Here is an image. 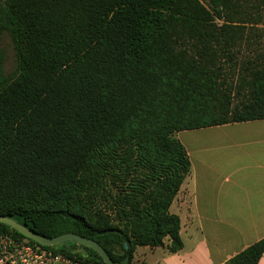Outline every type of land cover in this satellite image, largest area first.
<instances>
[{
    "label": "trees",
    "instance_id": "obj_1",
    "mask_svg": "<svg viewBox=\"0 0 264 264\" xmlns=\"http://www.w3.org/2000/svg\"><path fill=\"white\" fill-rule=\"evenodd\" d=\"M255 119L264 0H0V215L40 237L93 239L115 264L165 238L180 249L176 133ZM44 247L105 264L74 241ZM263 252L264 237L227 264Z\"/></svg>",
    "mask_w": 264,
    "mask_h": 264
},
{
    "label": "crops",
    "instance_id": "obj_2",
    "mask_svg": "<svg viewBox=\"0 0 264 264\" xmlns=\"http://www.w3.org/2000/svg\"><path fill=\"white\" fill-rule=\"evenodd\" d=\"M176 136L190 162L169 205L179 218L181 248L171 251L169 238L143 247L158 264H227L264 237V119L182 130ZM139 261L146 264L145 255ZM257 264H264V252Z\"/></svg>",
    "mask_w": 264,
    "mask_h": 264
},
{
    "label": "built area",
    "instance_id": "obj_3",
    "mask_svg": "<svg viewBox=\"0 0 264 264\" xmlns=\"http://www.w3.org/2000/svg\"><path fill=\"white\" fill-rule=\"evenodd\" d=\"M79 252V250H76ZM0 264H90L75 256L54 252L26 237L0 233Z\"/></svg>",
    "mask_w": 264,
    "mask_h": 264
},
{
    "label": "water",
    "instance_id": "obj_4",
    "mask_svg": "<svg viewBox=\"0 0 264 264\" xmlns=\"http://www.w3.org/2000/svg\"><path fill=\"white\" fill-rule=\"evenodd\" d=\"M0 223L8 225L10 228L22 234L24 237L31 239L44 246H52L55 244L62 243L64 241H74L78 244L85 245V246L92 248L94 251H96L100 255V257L103 259L105 264H115L113 260L111 259V257L108 255V253L102 248V246L93 239H89V238H86V237H83V236H80V235H77L71 232L63 233L55 237H52L50 239H46V238H43V237H40L34 234L29 229H27L24 225L16 222L15 220L9 217H5L3 215H0Z\"/></svg>",
    "mask_w": 264,
    "mask_h": 264
},
{
    "label": "rangeland",
    "instance_id": "obj_5",
    "mask_svg": "<svg viewBox=\"0 0 264 264\" xmlns=\"http://www.w3.org/2000/svg\"><path fill=\"white\" fill-rule=\"evenodd\" d=\"M2 46L5 49V54H6V62H5L4 68H5V71H9L13 66V52L7 42V39L4 40V42L2 43ZM249 55H251V53L243 49L238 54L240 58H243ZM183 135L184 134L182 135L179 134L178 138L184 141ZM144 255L146 257V261H145L146 264H158V261L155 258L156 256L152 254L151 252L147 251L144 247L136 248L134 252L133 264H141L139 259L144 257Z\"/></svg>",
    "mask_w": 264,
    "mask_h": 264
}]
</instances>
